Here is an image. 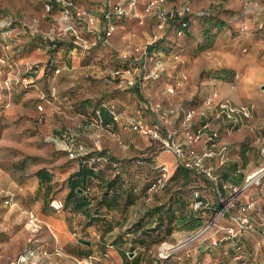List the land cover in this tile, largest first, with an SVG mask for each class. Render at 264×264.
Returning <instances> with one entry per match:
<instances>
[{
  "label": "rangeland",
  "instance_id": "374dc122",
  "mask_svg": "<svg viewBox=\"0 0 264 264\" xmlns=\"http://www.w3.org/2000/svg\"><path fill=\"white\" fill-rule=\"evenodd\" d=\"M52 1L0 0L1 264H7L29 245V232L22 222V216L24 211L33 210V207L30 201L26 202L22 197L20 189L24 182L42 169L57 175L66 168H77L79 165L77 160L68 159L61 146L49 140L51 135L61 137L66 131L75 132L89 149L95 172L105 169V173L110 175L114 173L113 169H119L135 184L138 194H142L146 185L162 174L161 167L166 165V186L150 194L154 204L165 201L170 191L182 192L189 197L194 189L193 181L198 179L192 173L189 178H183L185 171L177 175L176 167L179 164L176 155L151 132L158 128L159 135L165 138L168 131L183 130V119L176 116V109L186 97L181 90L176 89L174 93L167 91V88L175 87L167 68L160 72L156 80L137 76L140 80L134 86H121L118 76H114L117 67L125 62L122 55L134 52L137 47H144L157 32L156 19L150 17L140 24L134 18H116L119 42L115 43L112 38L111 46L100 44L84 51L75 48L69 34L65 39L57 37L52 40L49 37L53 28L63 29L64 26L61 9ZM172 1L204 9L221 5L226 0H169L170 9H173L170 5ZM106 3L107 0H76L78 9L94 11L98 19L90 28L86 20L76 19L82 36L87 40L93 39V33L103 31L106 26L107 21L99 17ZM143 3L140 1L139 11ZM48 5L52 6L50 11L47 10ZM54 42L61 44L54 48ZM5 55L11 58L12 67L2 63ZM139 57L135 62L137 67L143 61ZM156 60L148 63L149 70L153 69ZM169 63L177 66L181 58H171ZM31 66L38 69L33 76L31 70H27ZM8 79L9 84L6 83ZM53 88L56 90L55 96L52 95ZM99 106L100 115L97 113ZM111 108L118 114L117 121L109 113ZM102 109H106L113 120L111 127L114 123L119 125L118 133L101 122ZM131 121L141 122L143 128L135 129ZM104 149L108 151L107 160L97 163L96 159ZM110 160L117 164L108 165ZM95 185L90 183L89 187L97 192ZM154 195L158 198L154 199ZM9 196L13 197V207L5 205L4 201ZM190 209H186L185 213L188 214ZM199 228L194 231L179 229L166 241L149 246L145 250V264H160L161 261L163 264H213L218 258V264H231L232 245L226 242L219 248L213 247V229L190 245L178 249L168 259L158 257L163 243L178 245ZM74 233L80 234L81 229L70 227L69 234L73 239ZM93 237L98 242L96 236ZM259 238L251 234L245 240L246 247L252 253L255 252L254 243ZM38 239L50 251L61 248L62 254L57 258V264H77L81 259L68 247L52 243L44 233L39 234ZM111 243L108 242L104 248L95 246L94 264H121L122 258ZM121 247L125 251L132 248L128 244ZM39 264L47 263L41 260Z\"/></svg>",
  "mask_w": 264,
  "mask_h": 264
},
{
  "label": "crops",
  "instance_id": "0c3cea01",
  "mask_svg": "<svg viewBox=\"0 0 264 264\" xmlns=\"http://www.w3.org/2000/svg\"><path fill=\"white\" fill-rule=\"evenodd\" d=\"M181 4L174 1L170 3L173 9L185 5ZM104 6L106 10L108 4ZM104 9L102 8L101 11L103 12ZM194 9L209 10L212 15L206 17L210 19L193 20L182 36L177 34V31L181 29L178 22L170 20L167 27L160 33L161 49L154 47L157 51H153V54L163 64L164 69L161 72L167 68V72L172 76L171 81L175 83L180 81L181 75L187 77L184 86L179 89L184 92L186 99L177 107L176 116L184 120L180 111L183 107L197 110L198 114L193 120L191 133L205 122L206 116L208 118L213 115L217 109L216 104L220 100H230L235 104L248 105L253 108V117L244 120L236 130H229L231 122L227 120L213 122V127L219 130L218 144L226 146L227 161L222 166L218 158L208 159L206 163L214 168L217 176L221 177L219 189L222 194L227 195L223 184L241 185L247 175L253 173L264 163L262 159V148L264 147V0H226L221 5ZM99 17H103V14L100 13ZM151 18L155 20L154 17ZM95 20L97 23L96 16ZM174 22L177 23L174 24ZM116 32L112 38L115 43H118L120 36ZM177 57L181 58L179 65L173 66L169 63L171 58ZM223 71L232 72V77L226 78L227 75H224V78H218L216 73ZM214 96L215 102L208 106L207 100ZM204 113L206 116H202ZM107 126L111 127L108 121ZM111 129L118 133L120 127L114 123ZM179 140L183 143L187 141L183 133ZM195 146L200 148L201 144L198 142ZM104 150V153L108 152L107 149ZM216 150L219 151L218 148ZM164 157L168 156L164 155ZM175 159L176 162L178 161V167H182L191 175L183 168L176 156ZM37 173L30 180H26L20 189L23 199L26 202L30 201L33 210L51 226V231L44 230L42 233L49 237L52 243L66 246L74 253H82V256H78L80 258L93 256L95 246L104 248L108 242L119 241L124 245L135 242L142 246L148 245L154 237H162L167 232L170 214L174 213V210L180 215L187 212L186 209L191 208L185 215L200 219L199 227L209 220L212 212L211 210L196 212L192 209L193 191L189 197L182 192L170 191L165 201H158L157 204H154L151 198L142 197L136 199V202L127 208L123 205L109 209L103 206L98 214H95V209L92 207L102 199L104 192L99 174L90 173L87 167L80 169L79 165L77 168H66L63 173L57 175ZM142 177L145 181V176L142 175ZM71 180L79 184L86 182L87 188L85 191L81 190L79 194L84 193L83 200L91 201L92 210L87 212L85 207L79 205L82 201L79 195L72 196L70 205L66 207L68 195L71 194ZM90 183L96 184L97 192H94L95 189L92 191L89 187ZM192 186L193 188L198 187L212 204L218 201L215 184L206 177L199 176L193 181ZM59 192L62 194H58ZM255 192V189L250 190L246 198ZM172 197L173 204L170 207ZM53 198L63 200L65 208L61 211L52 209L49 203ZM156 198L158 197L154 195V199ZM262 200L264 203V195ZM78 205L79 209L76 208ZM171 208L173 210L170 211ZM93 217H95L94 220H92ZM158 221L161 225L155 230ZM223 223H229V221H223ZM70 227L81 229V233L74 236V239L70 237ZM175 231H179V228H176L171 236H174ZM93 235L96 236L98 242L95 241ZM80 239L90 241L91 244L81 243ZM145 250V248H140V251L134 252L133 256L130 255L129 261L126 262L132 264V258L139 255L140 264H145ZM218 259H215L213 264H218ZM121 260V264H124V260Z\"/></svg>",
  "mask_w": 264,
  "mask_h": 264
},
{
  "label": "built area",
  "instance_id": "2783aa9c",
  "mask_svg": "<svg viewBox=\"0 0 264 264\" xmlns=\"http://www.w3.org/2000/svg\"><path fill=\"white\" fill-rule=\"evenodd\" d=\"M57 6L61 9L64 26L63 29L53 28L49 33V37L55 40L57 37L65 39L68 34L71 35V42L76 49L87 51L92 47L98 45L111 46V39L118 30L116 25V18H134L140 24H144L149 17L156 19L157 32L152 36L150 41L144 47H137L134 52L125 53V61H130L127 65H122L114 72V76H118L119 84L134 86L138 80L158 79L159 74L164 67L162 62L155 54H150L149 46L155 45L161 39V31H163L170 20H176L181 27L177 34L182 36L184 30L188 28L191 22L195 19H203L211 16V11L195 10L190 4H185L177 9H170L168 7L169 0H107L108 7L103 11V18L107 21L103 31L94 32L93 39L87 40L80 32V28L76 24V19H84L87 21L89 28L96 24L94 11H84L78 9L76 0H54ZM140 1H144L143 8L139 11L138 6ZM52 6L48 5L47 10L50 11ZM91 31V30H90ZM140 55L143 60L141 65L137 67L135 63ZM155 61L153 69L148 68V63ZM11 58L5 55L2 63L12 67ZM34 67H28L27 70H32ZM59 72V71H58ZM140 75V76H138ZM140 77V79L136 77ZM180 81L175 83V87L167 88V91L174 93L184 86L187 80L185 75H181ZM34 83L33 80L30 81ZM9 84V79L6 81ZM56 90L52 89V95L55 96ZM215 96L207 100V105L215 102ZM158 107V106H157ZM216 111L211 117L206 116V120L193 133L190 132L193 120L195 119L197 110L195 108H184L180 110L183 120V130L178 129L168 131L167 136L163 138L159 135V129L155 128L151 132L158 138L163 145L174 152L180 164L194 174L196 177L204 176L213 184H215L218 201L211 203L206 195L198 187H194V200L192 208L194 211L211 210V216L197 232L188 237V239L200 234L197 239L203 236L208 230L213 229L212 246L221 247L223 243H229L233 247L232 263L231 264H264V163L259 166L253 173L247 175L241 185L223 184V188L227 190V195L222 194L219 189L221 177L215 174L213 167L207 165L208 159L218 158L220 165H224L227 161L226 146H220L217 139L219 138L218 128L213 127L214 121H229L231 125L229 130H236L239 128L244 120L253 117V108L248 105H238L230 100H220L216 104ZM100 115V110H97ZM109 113L113 120H118V114L111 108ZM131 123L135 129L143 128L141 122ZM180 133L184 134L187 141L183 143L179 140ZM49 140L61 146L69 160H77L84 158L90 153L86 145L80 141L78 135L72 131H66L61 137L51 135ZM63 142V144H62ZM200 143L201 147L195 146ZM219 149L217 151L216 149ZM262 159L264 160V147L262 148ZM92 162V161H91ZM162 174L149 189L152 194L155 191L166 186L168 180V168L166 165L161 167ZM255 189V193L246 198V194ZM5 205L9 207L15 206L13 197L9 196L5 199ZM49 206L55 211L64 209V201L58 198L50 200ZM229 223H223V221ZM22 222L29 232V245L27 248L11 259L7 264H39L40 261L45 260L47 264H57V258L61 256V248H55L53 251L46 248L44 243H40L38 235L44 230L51 231V226L34 210L24 211ZM259 234V239L254 243L255 252L246 247L245 240L248 235ZM220 235V236H218ZM76 237L77 234L74 233ZM196 239V240H197ZM195 240V241H196ZM194 242V241H193ZM180 244V243H179ZM178 244V245H179ZM191 244V243H190ZM189 244V245H190ZM168 246L172 244L163 243L159 249L158 257L160 259H168L175 251H170ZM177 246V245H174ZM188 246V245H187ZM95 257L90 256L81 258L77 264H94ZM1 264V261H0Z\"/></svg>",
  "mask_w": 264,
  "mask_h": 264
},
{
  "label": "trees",
  "instance_id": "16d2710c",
  "mask_svg": "<svg viewBox=\"0 0 264 264\" xmlns=\"http://www.w3.org/2000/svg\"><path fill=\"white\" fill-rule=\"evenodd\" d=\"M52 3L56 4L54 0L52 1ZM204 19H210V18H204ZM176 23L177 22H174V24H176ZM159 41L155 45L149 46L148 51L150 52V54H153V51L156 52L157 49H161L160 48L161 43H159ZM58 44H61V42H56V43L54 42L53 43L54 48ZM154 47H156L157 49L155 50ZM124 64L127 65L128 61H125ZM33 67L34 68L31 70L32 76L35 75V73L38 71L37 66H33ZM119 68L120 67H117V69H119ZM224 75H227L226 78H231L232 72L223 71V72L218 73V74L216 73V76L220 79L224 78L223 77ZM98 110H100V114H101V106H99ZM102 111H104V113H103V118L101 117V122L105 123V125L108 129H111V127L107 126V121L110 123V122H113V120L110 119L106 109H104V110L102 109ZM105 159H106V153H104L102 151L100 153L99 157H97L96 162L98 163V162H101L102 160H105ZM77 161H78L80 169H84L85 167H87L89 169L90 173H92V174L97 173V172H95V168L93 167V163L91 162V154L90 153H88V155L85 156L84 158L77 159ZM114 162H115L114 160H110V161H108V165L117 164ZM121 164H123V163L121 162ZM113 170H114V173H112L110 175L105 173V169H102L100 172L97 173L100 176H102V178L99 176L100 179L99 178L98 179L100 180V184H101V187L103 188L104 192H103L102 199L100 201H98V203L95 206L92 207V209H95L94 210L95 214H98V212L100 211V208H102L103 206H106L109 209L113 206L117 207V206L123 205L125 208H127L131 204H134L136 202V199H140L142 197H144L146 199L151 198L150 193H149V189L154 185V183H156L158 178L161 176L160 175L154 181L149 182L146 185L145 190L142 192V194L138 195L135 184H133L131 181H129L124 176V173H122L119 169H113ZM181 171H184V170L182 169V167L180 168V166H179L176 170L177 175L180 174ZM38 173H42V174L48 173L51 175V173L49 171L44 170V169L38 171ZM74 177H75V175H74ZM183 178H189V173L187 171L184 172ZM74 180H76V179H74ZM70 182L72 183L71 194L68 195L69 199H68V203L66 204V207L70 205V201H71L72 196H78L79 195L82 199V201L80 202L79 205L83 206V208L85 207L87 209V212L92 210L90 207L91 201L83 200V198L85 196L84 193L82 195L79 194V190L85 191V188H87L88 185L86 184V182L83 183L80 181L81 182L80 184L77 182H73L72 180ZM170 200H171L170 201V203H171L170 207H171L173 204V202H172L173 197ZM176 200H178V199H176ZM181 200H182V198L179 199L180 203H181ZM79 205L76 207L77 209L80 208ZM169 210L171 211L173 209L171 208ZM173 212L174 213L170 214L169 228H168L167 232H165L162 237H156V238L154 237L148 245L142 246V244L140 245V244H136L135 242H131V243H129V245L132 248L129 251H125L121 247L122 245H124L123 243H121L119 241H116V243H113V242L111 243V246L117 250V252L121 256V258L124 260V264H128V262H126V261H129L131 253L133 254L134 252H136L140 248L148 249V247L151 245L159 244V243L166 241L168 239V237L171 236V234L173 233V231L176 228L186 230V231H194L201 225V220L195 218L192 215L188 216V215H185V213L178 215L177 213H175V210ZM94 218L95 217H93L92 220H94ZM159 225H161L160 221H158V226H156L155 230L159 228ZM128 235H129V233H128ZM129 236H131V235H129ZM79 253L80 252H75L76 255L82 256V253H80V255H79ZM131 261H132V264H134V261H136L135 264H140L139 255L134 256ZM160 264H163V262L161 261Z\"/></svg>",
  "mask_w": 264,
  "mask_h": 264
},
{
  "label": "bare ground",
  "instance_id": "6f19581e",
  "mask_svg": "<svg viewBox=\"0 0 264 264\" xmlns=\"http://www.w3.org/2000/svg\"><path fill=\"white\" fill-rule=\"evenodd\" d=\"M199 235L200 234H198L195 237H192L190 239H188V238L183 239V240L180 241V244L179 245H177V246H174V245L168 246V248L171 249L170 251H177L180 248L183 249L184 247H186L187 245H189L190 243H192L193 241H195L198 238Z\"/></svg>",
  "mask_w": 264,
  "mask_h": 264
},
{
  "label": "water",
  "instance_id": "95a60500",
  "mask_svg": "<svg viewBox=\"0 0 264 264\" xmlns=\"http://www.w3.org/2000/svg\"><path fill=\"white\" fill-rule=\"evenodd\" d=\"M81 192H82V191L79 190V193H81ZM80 242H81V243H84V244H86V245H90V244H91L90 241H86V240H82V239H80ZM130 255L133 256L132 253H131Z\"/></svg>",
  "mask_w": 264,
  "mask_h": 264
}]
</instances>
